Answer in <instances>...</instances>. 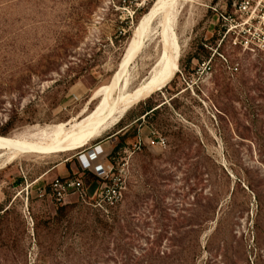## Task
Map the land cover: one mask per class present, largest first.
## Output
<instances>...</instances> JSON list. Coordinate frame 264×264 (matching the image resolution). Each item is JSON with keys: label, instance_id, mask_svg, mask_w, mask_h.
I'll return each mask as SVG.
<instances>
[{"label": "rangeland", "instance_id": "rangeland-1", "mask_svg": "<svg viewBox=\"0 0 264 264\" xmlns=\"http://www.w3.org/2000/svg\"><path fill=\"white\" fill-rule=\"evenodd\" d=\"M156 1L0 0V133L94 110ZM233 1L181 9L179 67L151 100L166 102L158 113L136 122L145 107L137 104L84 146L0 170V208H9L0 213V264H264V56L221 41L218 12ZM157 42L130 64L129 89L149 75ZM153 127L166 147L150 144ZM118 131L127 132L117 162L128 158V171L114 216L86 233L78 207L55 220L61 204L36 184L79 171L76 157L95 143L110 153ZM87 185L91 195L97 184Z\"/></svg>", "mask_w": 264, "mask_h": 264}, {"label": "bare ground", "instance_id": "bare-ground-1", "mask_svg": "<svg viewBox=\"0 0 264 264\" xmlns=\"http://www.w3.org/2000/svg\"><path fill=\"white\" fill-rule=\"evenodd\" d=\"M187 2L188 0L156 1L142 19L111 82L92 98L93 101L101 97L94 110L85 114L84 109L78 118L66 122L45 126L31 125L24 131L0 136V170L21 156L43 155L58 148L84 146L116 126L132 107L163 90L179 67L182 49L176 24L178 14ZM151 40L158 41L156 48L153 47L158 52V58L151 71L149 70V75L136 87L129 89V66ZM118 87L121 88L120 95L112 98L113 91Z\"/></svg>", "mask_w": 264, "mask_h": 264}, {"label": "built area", "instance_id": "built-area-1", "mask_svg": "<svg viewBox=\"0 0 264 264\" xmlns=\"http://www.w3.org/2000/svg\"><path fill=\"white\" fill-rule=\"evenodd\" d=\"M218 21H220L223 37L221 41L226 40L240 51L264 56V0H235L232 10L218 12ZM203 67H206V63H203ZM150 134L151 145L159 148L166 147L167 141L163 136L157 135L153 130ZM141 145L140 139L134 148L141 149ZM98 156L104 157L105 152L101 144L95 143L85 150L84 154L76 157L79 171L57 176L42 185L36 184L39 196H49L61 205L71 203L75 198L109 214L111 209L123 199L128 158H122L116 167L109 161L108 156V165H103L101 162L93 165L91 160ZM86 171L98 178L95 182L97 187L91 195H89V187L85 179ZM37 182L38 180L35 183Z\"/></svg>", "mask_w": 264, "mask_h": 264}, {"label": "trees", "instance_id": "trees-1", "mask_svg": "<svg viewBox=\"0 0 264 264\" xmlns=\"http://www.w3.org/2000/svg\"><path fill=\"white\" fill-rule=\"evenodd\" d=\"M233 2H232V4H233ZM232 4L230 2H226V9L228 11L232 10ZM219 54H221V52H219ZM221 55L224 58L223 54H221ZM166 87H164L163 90L157 91V92H163ZM154 95H155V93L151 96V98L149 97L147 100H143L141 103L138 104V105L143 104L145 107L142 109V111L138 115H136L134 117L133 120H136V122H139L142 119V117H145L146 119H148V118H150L151 115H155L156 113H158L159 110L166 104V102L163 101L161 103L152 105L151 104V100L153 99ZM148 102H150V103L148 104ZM152 130L154 132H156L157 135L159 134V135L162 136V134H160L158 129H156L155 127H153ZM117 133H120V135H121L120 142L117 143L113 147L112 151L108 154V159L114 165V167H116V165L118 163L117 160L121 157L119 155L121 153V151H124L125 149H127L126 148L127 147V145H126V136H125L127 132L118 131ZM0 134L8 135V133H5V132H2ZM164 138L166 139V137H164ZM166 141H167V139H166ZM85 179H86L87 183L88 182H94L95 183L98 180L97 176H95L94 174H92L89 171L85 172ZM76 207H78V210H79L78 217H77L79 219V224H78L79 225V229H80L79 231L82 232V233H86L88 231L96 232L99 229L100 226L104 227V226L107 225V224H101L102 223L101 219L107 220V219H111L114 216V214L111 211H110L109 214H105L100 209L94 208V207H92L90 205H87V204L81 202V201H77V202H73L72 204L69 203V204L61 205L58 208L57 214L54 217V219L57 220V221H61L63 218L65 219L68 216L69 217L71 216V219H72L73 215L71 214L72 213L71 211L73 209H75ZM8 209L9 208L6 209V207H1L0 208V213L4 214L5 212H7Z\"/></svg>", "mask_w": 264, "mask_h": 264}, {"label": "crops", "instance_id": "crops-1", "mask_svg": "<svg viewBox=\"0 0 264 264\" xmlns=\"http://www.w3.org/2000/svg\"><path fill=\"white\" fill-rule=\"evenodd\" d=\"M108 154H109V152H107L106 149H105V156L104 157H100V156L93 157V159L91 160L92 164L96 165V164L101 162V163H103V165H108L109 164V161L107 160Z\"/></svg>", "mask_w": 264, "mask_h": 264}]
</instances>
